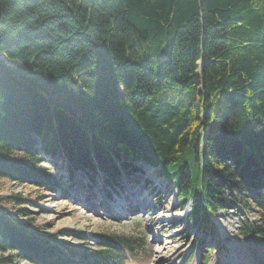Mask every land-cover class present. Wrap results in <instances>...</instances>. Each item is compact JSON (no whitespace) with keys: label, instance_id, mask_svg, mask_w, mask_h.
<instances>
[{"label":"trees","instance_id":"trees-1","mask_svg":"<svg viewBox=\"0 0 264 264\" xmlns=\"http://www.w3.org/2000/svg\"><path fill=\"white\" fill-rule=\"evenodd\" d=\"M46 159L118 185L154 168L204 232L234 196L264 210V0H0V178L63 192ZM8 201L0 264L78 257ZM238 233L264 244V219ZM95 238L94 264L140 249Z\"/></svg>","mask_w":264,"mask_h":264},{"label":"rangeland","instance_id":"rangeland-1","mask_svg":"<svg viewBox=\"0 0 264 264\" xmlns=\"http://www.w3.org/2000/svg\"><path fill=\"white\" fill-rule=\"evenodd\" d=\"M43 161L42 165L62 181L64 191L49 192L0 178V196L23 200L22 204L5 202L2 209L24 224L39 227L47 235H56L77 248L79 255L70 264H94V255L99 250L97 234L136 241L139 245V252L131 256L120 247L109 252L108 258L118 259L115 264H156L158 250L166 257L173 248L186 252L179 258L181 264H237L235 257L240 245H254L239 236L240 224L264 219V210L251 200L253 193L244 198L234 196L233 210L219 211L213 217L215 232H204L201 225L187 222L193 201L184 210L178 189L167 186L151 167H146L142 175L139 171L123 175L118 185L101 176L74 173L66 164L61 167L63 163ZM81 208L89 216L84 224L76 220L73 210ZM126 209H131L129 215ZM23 210H27L26 217L21 213ZM162 228L166 230L163 234L159 233ZM75 231L85 232L86 240L69 237ZM83 254L90 256V260H81ZM16 264L32 263L17 259Z\"/></svg>","mask_w":264,"mask_h":264},{"label":"bare ground","instance_id":"bare-ground-1","mask_svg":"<svg viewBox=\"0 0 264 264\" xmlns=\"http://www.w3.org/2000/svg\"><path fill=\"white\" fill-rule=\"evenodd\" d=\"M3 59H6V57H3ZM156 175L158 176L157 172H156ZM160 177H162V176H160ZM159 179H161V178H159ZM164 182L166 183V181H164ZM167 186H168V184H167ZM73 210L76 214L75 215L76 220L81 221L82 224H84L86 219L89 218V216H87V211L84 208H81L80 210H76V209H73ZM129 212H131V209H126L125 213L128 214ZM151 221H152V219H151ZM165 232H166L165 228H162L159 231V233H162V234ZM225 237L226 236H224V239H225ZM158 251H159V253H161L160 250H158ZM159 253H158V256L156 259L157 260L156 264H181V262L179 261V258L181 255L185 254L186 252L185 251L183 252L180 249L173 248V249H171V251L168 252L166 257H163ZM235 260H236L237 264H264V247L257 246L255 244L250 245V246H248V244L240 245V248L237 250Z\"/></svg>","mask_w":264,"mask_h":264}]
</instances>
